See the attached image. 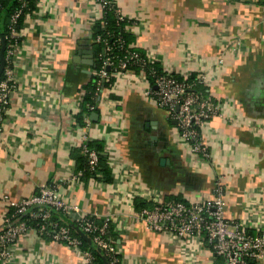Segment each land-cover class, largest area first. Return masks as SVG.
<instances>
[{"label": "crops", "instance_id": "1", "mask_svg": "<svg viewBox=\"0 0 264 264\" xmlns=\"http://www.w3.org/2000/svg\"><path fill=\"white\" fill-rule=\"evenodd\" d=\"M111 1L132 22L134 48L153 53L176 75L209 74L207 91L228 105L232 122L217 118L204 128L211 163L193 162L175 144L168 114L145 96L150 84L127 74L102 94L88 129L80 128L75 116L94 73L85 54L95 59L98 1L37 3L19 33L16 89L0 133V226L7 201L48 185L82 213L111 219L124 264H224L208 248L189 249L151 232L134 217V202L154 194L208 198L220 180L226 217L253 232L264 226V0ZM237 42L239 54L232 51ZM84 132L105 143L112 183L75 178ZM15 255L14 264H79L69 248L34 234L21 239Z\"/></svg>", "mask_w": 264, "mask_h": 264}, {"label": "built area", "instance_id": "2", "mask_svg": "<svg viewBox=\"0 0 264 264\" xmlns=\"http://www.w3.org/2000/svg\"><path fill=\"white\" fill-rule=\"evenodd\" d=\"M21 1L24 7L30 0ZM36 1L42 6L46 3V0ZM97 1L102 17L104 9L112 4V1ZM20 14L19 11L13 16L12 23L17 21ZM117 15L120 21L126 19L119 9ZM10 29V41L13 42L10 43L5 57V69L2 74L4 79L0 80V133L3 131L11 95L16 89L14 60L20 48V45L15 43V40L20 37L19 32L14 27ZM94 42L99 43L100 38H96ZM119 43L122 45L121 42ZM103 44L105 54H109L112 48L107 41ZM240 46L239 42L235 43L232 51L239 54L240 51H237V48ZM132 61L142 68L147 64L160 63L150 52H146L145 58L132 53L129 58L121 60L117 65L113 58L107 57L102 59L103 66L94 75L103 82H108L111 78L108 70L115 67L119 75L137 76L128 70ZM223 64L224 59L220 58L217 65ZM162 68L164 74L160 76H157L152 69L149 74L143 71L138 75L149 84V78L154 77V87L152 89L150 84V88L145 91V96L164 110L170 121L175 123L173 133L175 144L179 148L186 149L193 162L211 163L209 146L202 131L217 118H225L232 122L233 117L225 116L228 105L218 103L210 96L209 91L206 98L195 92V86L206 90L210 88L212 77L209 74H195L193 82L189 81L192 74H187L184 76V82H179L175 79L174 73L163 66ZM85 121L87 124L83 129L87 130L90 121L88 118ZM81 141L82 153L86 156L90 168L95 169L98 166L99 157L96 151L87 146V142L92 141L90 136L84 132ZM108 163H111L109 158ZM79 176L80 174L77 173L75 178L79 179ZM226 194L225 185L220 180H216L213 194L208 198L192 197L175 202L158 194L148 195L146 202L151 203L152 207L135 210L134 217L137 221L144 223L151 232L172 238L189 249L208 248L212 255L220 258L224 264H249L250 261H263L264 226L257 229V232H253L246 225L236 220H229L226 217ZM6 203L14 211L11 215L7 214L0 226V264H14L15 249L21 239L33 234L43 242H48L45 240L48 237L51 243L66 246L75 253L79 264H94L92 252L82 248L80 239L74 237L67 226L53 221L52 210L61 212L75 222L79 232L90 239L95 248L106 258L108 264H124L122 250L112 238H109L108 225L111 219H99L82 213L77 205L67 202L56 188L43 185L37 194L27 199L17 203L9 201ZM24 215H29L30 220L40 222V228L34 229L28 225V220H20V217Z\"/></svg>", "mask_w": 264, "mask_h": 264}, {"label": "trees", "instance_id": "3", "mask_svg": "<svg viewBox=\"0 0 264 264\" xmlns=\"http://www.w3.org/2000/svg\"><path fill=\"white\" fill-rule=\"evenodd\" d=\"M37 1L30 0L23 7L21 0H0V36L2 39V43L0 44V51L2 45H5L4 57H6L7 52L10 48V28L14 27L16 31L21 33L23 30L27 19L33 15L37 11ZM117 6L112 2L108 7H106L103 11V16L94 22L92 26V36L91 40L95 41L96 38H100L99 43H95V62L93 66L94 73L100 71L103 66L102 59L104 58H113L115 61V65H117L121 60L125 58H129L132 53L138 54L140 58H145L146 52L139 49L134 48L135 39L133 35L128 31L129 26L132 25V22L128 19L123 21L119 20L117 15ZM21 12L17 21L12 23V18L17 12ZM107 41L112 51L109 54H105L104 52V44L103 42ZM122 45H120V43ZM15 43L21 45V38L15 40ZM154 70L157 76L163 75L164 71L160 63H154L152 65H145L143 68L133 61L130 62V66L128 70L133 72V74L139 75L141 72H146L149 74L150 70ZM118 70L115 67L108 70V74L110 75V80L108 82H103L96 75L90 78V81L84 86L83 92L81 94L82 101L80 105V112L76 114V124L83 128L86 126L87 122L86 118L90 119L92 113H99V104L101 100V96L105 91H111L114 83L116 81V77L119 75ZM175 79L179 82H184V77L180 75H174ZM196 75L192 74L190 78V82L195 80ZM4 79V76H1V81ZM151 87H154V77L149 78ZM194 90L196 93L200 94L203 97H208L207 90L200 86H195ZM110 98L112 100L119 99L117 96L111 94ZM93 108V110H91ZM87 146L89 149L97 152L99 157L98 166L95 169H91L86 156L82 153V147L79 146L77 150L80 152V157L77 160L78 173L80 174L79 179L82 181H88L90 179L100 180L105 183H112V174L108 164V155L105 151V143L101 141H89L87 142ZM168 199L174 200L175 202L181 201V199L177 197H169ZM152 204L141 199H136L134 202V209L141 210L143 208H151ZM14 209L10 208L8 215L13 213ZM52 219L55 222H58L61 225L67 226L74 237H77L82 242V248L84 250L89 249L94 257V264H108L106 258L95 248L93 243H91L90 239L85 237L82 233L79 232L78 225L64 216L61 212L52 210ZM20 220H28V225H30L34 229L40 228V222L33 221L29 219V215H24L20 217ZM109 230V238H112L117 244V239L115 238V233L113 229L112 223L108 225ZM253 233V232H252ZM92 238V237H90ZM45 240L48 242L51 241L50 238L46 237ZM51 243V242H50ZM217 260L223 262L220 258L214 257ZM256 261H250L249 264H255Z\"/></svg>", "mask_w": 264, "mask_h": 264}, {"label": "water", "instance_id": "4", "mask_svg": "<svg viewBox=\"0 0 264 264\" xmlns=\"http://www.w3.org/2000/svg\"><path fill=\"white\" fill-rule=\"evenodd\" d=\"M4 52H5V45L3 43L2 45V48H1V51H0V79H1V76L4 72V69H5V57H4ZM85 57L86 59L88 60V62L86 63L87 65H90V66H94V62H95V59H94V54L93 52L91 51H87L86 54H85ZM96 117L97 114H94ZM175 124V123H173Z\"/></svg>", "mask_w": 264, "mask_h": 264}]
</instances>
